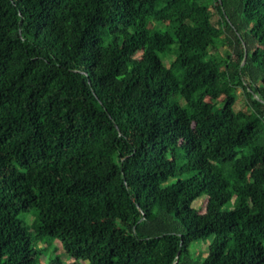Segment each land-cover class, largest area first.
I'll use <instances>...</instances> for the list:
<instances>
[{"label": "trees", "instance_id": "16d2710c", "mask_svg": "<svg viewBox=\"0 0 264 264\" xmlns=\"http://www.w3.org/2000/svg\"><path fill=\"white\" fill-rule=\"evenodd\" d=\"M51 247L264 264V0H0V264Z\"/></svg>", "mask_w": 264, "mask_h": 264}, {"label": "rangeland", "instance_id": "374dc122", "mask_svg": "<svg viewBox=\"0 0 264 264\" xmlns=\"http://www.w3.org/2000/svg\"><path fill=\"white\" fill-rule=\"evenodd\" d=\"M217 18H218L217 15L214 13L213 20L215 21ZM211 52L217 57H223L225 55L226 48L225 47H219L214 51L211 50ZM164 64L167 65V62H165ZM233 93L237 99L234 107L236 110H238L244 104V94H243V91L241 90V88L234 89ZM202 199L203 198L197 199L196 201H194L192 203V207L196 208L200 213H202L204 211L205 204H206V199H204V200H202ZM31 220H32V218H28V224H30ZM53 246H57V245L53 244ZM45 248H46L45 244L39 245V249H45ZM52 249H53V247L46 249V251L44 252V256L40 257V259L38 260L39 264H44L46 262V257L48 255H50L51 258L59 257L60 259H62L61 264H71L72 263V260H69L66 258L65 254L62 252L61 248L58 247L55 254L52 253V251H53ZM194 249H198L199 251H201L203 253V256H205L206 252H207V243L204 242V243L200 244L198 248H195V246H192L191 250L194 251ZM80 264H85V263H80Z\"/></svg>", "mask_w": 264, "mask_h": 264}]
</instances>
